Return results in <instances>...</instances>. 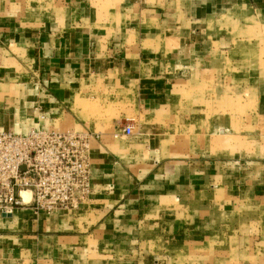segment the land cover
Returning a JSON list of instances; mask_svg holds the SVG:
<instances>
[{
	"label": "crops",
	"instance_id": "crops-1",
	"mask_svg": "<svg viewBox=\"0 0 264 264\" xmlns=\"http://www.w3.org/2000/svg\"><path fill=\"white\" fill-rule=\"evenodd\" d=\"M224 95L264 137V0H0V131L87 132L94 174L58 213L0 215V264H264V162L227 184L161 147L205 143V112L221 144Z\"/></svg>",
	"mask_w": 264,
	"mask_h": 264
},
{
	"label": "rangeland",
	"instance_id": "rangeland-1",
	"mask_svg": "<svg viewBox=\"0 0 264 264\" xmlns=\"http://www.w3.org/2000/svg\"><path fill=\"white\" fill-rule=\"evenodd\" d=\"M5 18H7V16ZM224 82H225L224 83L225 85H223L224 87H226L228 84H230L229 86H231L232 83L231 81L225 80ZM203 83L204 84L202 85V87L214 85L213 81L204 80ZM182 86L183 85L181 81L178 87H182ZM198 97L199 96H197L196 98ZM180 98L181 101L183 100L184 102V98L182 96ZM185 98L188 99V96ZM200 98L204 100V103L214 102V97L201 96ZM247 101L248 100H246V97L242 98V96L231 97L228 95H224L222 97L223 111L221 115H219V118H221L223 124L222 126L223 142H221V144H217L215 142L210 141V136L213 137L215 136L214 134H220V132H215L214 128L209 127V125L211 124L210 121L214 118L213 116L214 113L205 112L200 114L202 116V119L200 120V122H198V125L200 124L202 127L203 124L207 125V128L205 130L206 133H204V130L203 132L199 131V127L197 128L193 127V129L191 128L192 135L204 134L208 136V138L206 139L207 141L205 143L196 141L190 144H166V145H162L161 147L164 150L172 149V147H175V149H180L181 151L176 152L175 155H181V156L182 154H184V149H185V156L186 157L188 156L192 160L196 159V161H198L201 159L203 161L205 160L204 162L212 161L213 163L216 162L218 164L219 162V164H223V178H224V182L227 184H231L232 182L236 183L237 179L239 180L238 183L244 184L245 186L249 184L248 185L249 187L253 186L252 183L261 182L262 174L259 175L252 174L253 171H255L252 164L264 162L262 161V159L258 158V157H262L264 153V152H260L262 151V146H264V144L260 142L264 140V137L260 130H257L255 128H252V126L247 125V120L249 116V115L247 116L248 113L246 112V108H245ZM233 105H235V107L238 105H244L241 108V110L244 111H240L238 113L236 112L232 113L231 108ZM179 114H180L179 116L181 117L183 112H180ZM48 118H51V120H56L58 119V113H53L50 117H46V116L41 117V119H43L42 121L48 120ZM161 118L165 123L166 122L165 118L163 117ZM176 123L177 125L179 124V122H175V124ZM133 124H134V120L127 119L126 125L130 127V129H133L131 128ZM54 125L50 126V128L48 127V125H45L43 127L41 126L40 128L30 130L29 133L31 132H43V133H55V134L71 133L73 135H77L79 137H83L86 139L87 146L83 148V150L80 152L81 155L79 156L80 159L79 162L83 160V163L85 165V170H84L85 172H83L78 176V180H79L78 188H76V190L74 191L75 192L74 201L76 203L78 201L77 193L80 195L84 194L88 184L94 182V174L90 170V166L88 162L89 134L87 132H77V131H71L69 129L58 128L56 124ZM1 132H11V131H0V133ZM178 132L180 135L188 134V131L182 133L183 130L181 129ZM29 133H27L26 135H28ZM135 133L136 130H134V134ZM14 134L19 136H26L17 133ZM124 135L126 134L124 133ZM238 163L239 165H236ZM247 165H250V167ZM238 167L241 175L238 176L234 174V176H232L231 168H238ZM29 171L31 175L29 174L20 175L19 177L20 180L18 179L19 187L17 189V192H19L18 195L20 196V198H18V201L20 204L15 209H13L12 212L9 214L11 215L13 212H17L18 210L21 209H27V207H31V209H33L34 212L42 211L43 213H47V214H50L52 212L58 213V206H62V205H58V160L57 161L53 160L52 164H49L46 160L43 162V164L41 165L37 164L32 170ZM257 194H262V193L244 192L242 198L253 200L256 199L255 196ZM85 195L86 194L82 195L80 198L84 197ZM74 210H76V208Z\"/></svg>",
	"mask_w": 264,
	"mask_h": 264
},
{
	"label": "built area",
	"instance_id": "built-area-1",
	"mask_svg": "<svg viewBox=\"0 0 264 264\" xmlns=\"http://www.w3.org/2000/svg\"><path fill=\"white\" fill-rule=\"evenodd\" d=\"M123 133L130 135V127H125ZM86 146L85 138L71 133L31 132L19 136L1 132L0 215L11 213L20 204L17 192L20 175H31L29 170L46 160L49 164L58 160V205H73L78 176L85 172L79 156Z\"/></svg>",
	"mask_w": 264,
	"mask_h": 264
},
{
	"label": "water",
	"instance_id": "water-1",
	"mask_svg": "<svg viewBox=\"0 0 264 264\" xmlns=\"http://www.w3.org/2000/svg\"><path fill=\"white\" fill-rule=\"evenodd\" d=\"M2 217H10V214H2Z\"/></svg>",
	"mask_w": 264,
	"mask_h": 264
}]
</instances>
